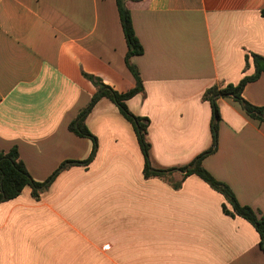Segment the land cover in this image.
<instances>
[{
    "label": "crops",
    "instance_id": "obj_1",
    "mask_svg": "<svg viewBox=\"0 0 264 264\" xmlns=\"http://www.w3.org/2000/svg\"><path fill=\"white\" fill-rule=\"evenodd\" d=\"M144 53V93L128 109L149 124L154 169L189 166L213 144V86H237L264 58V0H128ZM116 0H0V152L17 149L37 183L0 203V264H264L260 235L196 175L145 179L133 125L86 76L136 86ZM243 98L264 108V75ZM218 146L203 167L264 217V121L217 100ZM92 160L88 164V160ZM73 163L60 170L65 163Z\"/></svg>",
    "mask_w": 264,
    "mask_h": 264
},
{
    "label": "trees",
    "instance_id": "obj_2",
    "mask_svg": "<svg viewBox=\"0 0 264 264\" xmlns=\"http://www.w3.org/2000/svg\"><path fill=\"white\" fill-rule=\"evenodd\" d=\"M123 27L125 39L128 45V53L126 56V64L136 81V86L133 90L126 94H120L112 88L103 84V82L95 77L86 76L97 87V94L92 98L89 105L80 113L77 119L70 125V130L76 135L89 138L93 141L96 148V138L91 134L86 126V119L96 105L102 99L107 98L111 100L120 110L121 114L133 125L139 144L141 146L144 158V177L145 179L159 178L167 179L174 172L185 173L183 179L176 183L174 187L181 186L183 180L189 176L196 175L207 183L213 190L223 195L227 205L223 206V213L230 217H241L249 222L260 235V247L264 252V217H261L252 208L241 206L232 191L226 184L216 180L202 165L203 160L215 152L218 146V121L220 119L219 110L217 107V100L220 98H232L238 102L249 116L254 119L264 121V108H259L248 103L242 96L247 84L258 80L264 75V58L259 55H251L255 74L251 77L245 76L237 85L213 86L209 88L203 95V100L211 104L213 110V144L209 150L199 155L189 166L180 167L170 170H157L151 166L150 150L151 144L148 140L149 124L146 118L135 116L127 107V101L133 97L144 93V84L138 68L131 63V59L135 56H140L144 53L135 29L133 27L131 13L127 8L128 0H116ZM264 17V11H262ZM92 160L85 163L88 164ZM73 163H65L60 170H64ZM193 167V168H192ZM192 168V169H190ZM53 177L45 183L35 182L27 171L24 162L21 160L17 149H12L8 153L0 152V203L8 202L17 199L26 187L32 188V195L35 200H39L40 195L49 189Z\"/></svg>",
    "mask_w": 264,
    "mask_h": 264
},
{
    "label": "water",
    "instance_id": "obj_3",
    "mask_svg": "<svg viewBox=\"0 0 264 264\" xmlns=\"http://www.w3.org/2000/svg\"><path fill=\"white\" fill-rule=\"evenodd\" d=\"M193 168V167H192ZM192 168H190V169H192Z\"/></svg>",
    "mask_w": 264,
    "mask_h": 264
}]
</instances>
